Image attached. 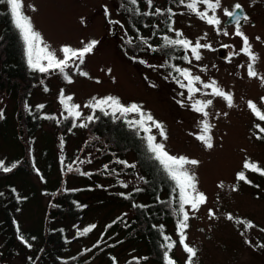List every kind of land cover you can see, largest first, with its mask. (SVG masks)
<instances>
[{"label":"rangeland","instance_id":"obj_1","mask_svg":"<svg viewBox=\"0 0 264 264\" xmlns=\"http://www.w3.org/2000/svg\"><path fill=\"white\" fill-rule=\"evenodd\" d=\"M22 3V11L31 18L35 30L58 58L63 55L59 51L62 45L79 48L82 41L95 39L99 42L80 65V70L87 72L88 76L80 75L75 68L66 69L71 78V82H68L58 70L42 73V77L35 84L33 82L32 94L28 95L30 101L33 104L42 102L44 109H53L59 117L63 114L59 99L62 89L65 95L72 96V101L80 105L82 116L88 113L90 108L84 105L92 97L112 95L125 104L134 102L141 105L145 112L151 113L163 125L166 139L159 136L157 129L152 130L169 154L183 155L200 162L198 165H185L195 174L198 191L207 197L206 203L198 210L185 206L189 213L186 243L197 250L193 264H264V247H260L264 245V231H261L264 229V178L246 171L257 187L236 179V173L242 170L246 158L264 167V144L255 135L257 119L247 107V101L252 100L264 110V103L260 101L264 97V85L259 78L247 75L246 55L240 53L228 59L230 53L239 51L242 39L234 35L235 21L226 24L223 11L224 8L231 10L237 3L244 7V16L248 20L241 19L240 28L258 57L255 69L264 76V0H221V7L217 9V16L221 20L218 26L207 24L189 13L183 5L171 6L168 0H153L154 8H171L176 15L172 16L173 31L159 33V30L154 33L149 26L151 42H158L164 36L175 39V30L183 33L182 38L193 42L207 34L201 43L211 47L199 50V61L188 51L191 64L182 59L185 51L179 47L173 49V53L176 52L174 57L165 52L133 50L123 31L127 21L119 14L117 0H22ZM142 3L148 8L145 0ZM105 8L108 9L107 16ZM225 30L228 35L223 34ZM257 37L260 39L257 40ZM219 46L224 50V58L219 53ZM140 60L146 63H140ZM171 65L189 68L203 82L216 80L220 87L232 93L234 106L228 107L221 97L206 95L210 89H202L194 94V99H212L213 104L205 109L209 113L207 117L195 112L191 108L192 101L188 99L187 90L180 88L173 79L178 74ZM25 81L29 82L28 76H25ZM196 86L201 87L200 83ZM181 92L184 96L179 95ZM18 96L0 88V156L8 163L14 157L23 155V146L27 144L26 136L18 135L20 126L15 110L22 107ZM178 100H183L184 106L177 103ZM202 119H207L213 125L211 135L214 147L211 149L196 139L200 134ZM79 125L71 131H61L43 122L33 135V167L28 171L0 174V190L13 184L22 195L27 196L16 216L22 230L30 232H38L45 224L49 203L58 192L79 188L80 198L88 206L79 223L82 225L72 226L73 221L67 220L70 234H74L71 251L83 245L92 246L103 224L114 215L131 213L118 194L141 182V174L131 153H113L109 156L108 151L104 150V142L97 144L89 129ZM16 129L17 135L14 136ZM118 160L135 167H127ZM120 182L127 184V187ZM54 187L56 190L52 191ZM209 209L214 215H209ZM229 214L233 216L232 220L227 218ZM241 220H250L255 227L245 229ZM87 221L94 222L96 227L88 234L78 235L77 228H83ZM177 237L173 239L174 255L180 261H186L187 253ZM4 238V235H0V264H24L31 250L22 246L19 239L11 237L10 242H5ZM139 247L140 253L146 252L144 245ZM131 248H126L124 257L133 253ZM89 264L104 263H98L95 257ZM145 264H150V261Z\"/></svg>","mask_w":264,"mask_h":264},{"label":"trees","instance_id":"obj_2","mask_svg":"<svg viewBox=\"0 0 264 264\" xmlns=\"http://www.w3.org/2000/svg\"><path fill=\"white\" fill-rule=\"evenodd\" d=\"M117 1L119 2V14L127 21V25L123 26V31L127 34V41L129 39L133 41L132 44H129L133 50H146L152 53L165 52L170 57L176 55V52L173 53V49L177 47L165 46L163 37L158 42L153 43L148 36L151 33L149 26L154 33L159 30V33L168 30L172 18L171 20L168 19L167 12H164L163 15H140L136 14L135 11H127L126 9L138 7L143 13L145 11L154 12L155 8H146L142 0H138L137 5H131L128 0ZM168 2L171 6L181 5L179 0H168ZM140 37L146 38L148 43L143 44ZM148 45H152L156 50L153 51ZM25 76L29 78L28 83L25 81ZM40 77H42L41 72L30 69L28 66L23 41L12 22L10 9L6 5L0 4V88L16 96L19 95L18 101L22 103V107L15 110L20 126L18 135L26 136L27 141L26 146H23V155L14 157L11 163L0 156V161L4 162V166L11 167L13 163L16 164V167L12 168L13 171L10 172L28 171L33 167V135L43 122H47L61 131H71L79 124L87 125L84 128L89 129L88 131L97 144H101V141L104 142L103 145L105 144L104 147L106 148L104 150L108 151L109 156L113 153L120 155L131 153L143 179L139 184L121 191L124 192V195L118 194L120 201L126 204L131 213L121 212L114 215L103 224L92 246H90L91 244L83 245L82 248L75 251L70 250L74 234H70V228L66 223L67 220H72V226L78 225L88 206L80 198L79 188L77 190L76 188H69L58 192L49 203L45 224L38 232H30L22 230L16 216L20 204L27 199V196L22 195L13 184H8L6 190L4 188L0 190L2 193L0 195V235L5 236L4 241L10 242L11 237L19 239L23 235L26 242L19 239L21 245L31 250L27 253L24 264H89L95 257L98 258V263L104 264H128L129 261L132 264H145L146 261H150V264H165L163 252L166 249L161 247L165 241L158 226L163 225L164 235L171 237L170 242H175L173 239L178 238V235H175L174 228H176L177 220L182 218L173 211V209H178V189L174 191V182L168 178L159 162L152 158V153L148 152L147 144L142 139L145 135L143 131L141 130L137 134L136 129L128 126L127 121L138 119L139 116L129 113L126 117L114 118L111 113L105 115L99 109L93 112L90 108L86 115L73 118L68 116L62 105L63 114L59 117L53 109L38 108L37 105H43L42 102L33 104L29 99L28 95L32 94L33 82L35 84ZM105 96L108 95L99 98ZM71 103L74 102L71 101ZM88 115H94L96 118L89 122L85 119ZM119 116L120 114L117 113L116 117ZM65 117L68 118L65 119ZM256 123H261V126H264V122L257 120ZM74 124L76 126H73ZM152 134L156 136L153 130ZM257 134L258 130L255 128V135ZM15 135H17V129ZM257 140L264 144V139ZM157 142L160 141L157 139ZM244 171L248 180L251 181L247 184L257 187L258 185L246 173L250 170ZM250 172L264 178V175L259 172ZM2 173L5 172L0 168V174ZM137 188L141 190L135 191ZM55 190L56 187L52 188V191ZM169 200L171 203H168ZM133 205H144L145 207H134ZM118 217L120 219H117ZM89 225L95 224L92 221H87L83 228H77V233L82 232ZM109 225L111 226L107 227ZM29 244L31 247L28 246ZM138 244L144 245L145 253H140L141 248L140 245L137 246ZM128 246L132 247L133 253L124 257ZM169 255L176 261V264H185V261H180L174 255V249ZM120 257L123 259L120 260ZM133 257L140 259L138 261L133 260Z\"/></svg>","mask_w":264,"mask_h":264},{"label":"snow or ice","instance_id":"obj_3","mask_svg":"<svg viewBox=\"0 0 264 264\" xmlns=\"http://www.w3.org/2000/svg\"><path fill=\"white\" fill-rule=\"evenodd\" d=\"M131 5H137L138 0H128ZM146 4L149 8L153 7V0H145ZM179 3L183 5L189 13L195 14L199 19L205 21L209 25L218 26L221 24V20L217 16V9L221 7V0H179ZM0 4L6 5L10 9L12 22L15 28L18 30L19 35L23 41L25 55L27 57V63L30 69L38 70L41 73H48L50 70H58L61 74H64V78L71 82V78L65 72L66 69L75 68L77 72H79L82 76H88L87 72L80 70V65L85 62V57L87 54L93 52L95 46L99 43L95 39L84 42L82 41V47L74 48L70 45H62L60 48V52L63 54L62 58H58L56 52L52 51L49 46L44 43L41 34L35 30L31 18L26 15L22 8L24 7L22 0H0ZM203 6V8H201ZM31 7V6H30ZM240 4H235L231 10L224 8V14L228 17L234 18L235 20V30L234 35L240 37L242 39V46L240 47L238 52L230 53L228 59H231L232 55H239L243 53L248 58L247 63V75L249 77H256L260 79L262 85H264V76H261L256 71L254 64L258 60V57L254 53L252 49V45L249 41L247 35L243 33L240 28V20H248L247 16H239L236 14V10L240 9ZM33 10H35L33 8ZM127 11H135L136 14L150 16V15H163L164 12L168 13V19L171 20L172 16L176 15L171 8L168 9H160L155 8L154 12L145 11L143 13L140 12V9L137 7L135 9H126ZM211 13V14H209ZM105 14L108 15V9L105 8ZM183 14V13H181ZM113 24H119V21H110ZM168 30L173 31L171 24L168 25ZM219 32L220 29H217ZM224 35H228L229 33L225 30L223 32ZM176 38H170L168 36L163 37L165 46H176L184 49L185 55L182 57L183 60L191 64V59L187 55L188 51L191 52V56L199 61L201 59L200 49L202 48H210L209 44H202L201 40L206 37H199L195 42L182 38L183 33L179 30H175ZM257 40L260 37L256 38ZM140 40L143 44H147V39L144 37H140ZM128 44H132L133 41L129 39L127 41ZM149 48H152L153 51L156 49L152 47V45H148ZM224 47H231L229 45H224ZM133 59H137V57H133ZM42 61H46V63H42ZM140 63H146V61L140 60ZM156 67V66H151ZM160 67H164V65H160ZM173 71L178 74V76L173 77L176 83L182 89H186L188 93V99L192 101L191 108L197 112L202 113L204 117H207L209 113L205 111L210 105L213 104L212 99H194V94L200 93L202 89H210V93H206V95H211L214 97H221L224 101H226L228 107H233V95L231 92L225 91L222 87H220L216 80L212 79L208 82H203L199 75H194L189 68L179 67L175 65H171ZM172 73H169L171 76ZM181 77L183 79H181ZM168 77H165L167 79ZM187 81V83H184ZM200 83L201 87H197L196 84ZM155 86V85H153ZM47 91V88L45 89ZM179 95L184 96V93L181 92ZM60 103L63 105L64 109L67 111L68 116L73 118L81 117L82 113L79 111L80 105L75 103H71L72 96H65L63 89L60 92ZM261 103H264V97L260 98ZM177 103H180L184 106L183 100H178ZM27 107V105H26ZM38 108H43L44 105H37ZM84 107L91 108L93 112L97 109L104 112L105 115L111 113L114 118L126 117L129 113L138 114V119H133L127 121L128 126L130 128L136 129L137 134L142 130L145 134L142 139L147 144L148 152L152 153V158L159 162V165L162 167L163 171L167 174L168 178L174 182L175 189H178V209H173L175 213L181 216V219H178L176 222V231L179 236V244L182 246L183 251L187 253V258L185 264H193L194 257L197 255V250L194 247H191L188 243H186V234L185 230L189 227V213L186 211L185 206H189L191 210H198L201 205L205 204L207 201V197L203 192L198 191L197 189V181L194 173H191L185 165H198L200 162L196 159H190L186 156L180 155L175 156L169 154L163 143L157 142V137L152 134V128H155L159 131V136L164 139L167 138L166 133L164 131L163 125L156 121L154 117L149 112H145L141 105L137 103H129L127 105L123 104L119 97L108 95L102 98L92 97L89 103L84 105ZM247 107L251 111V113L257 118L259 122H264V110L258 107L257 103L248 100ZM119 113L120 116L116 117V114ZM227 115V113H224ZM0 116H2V112H0ZM46 118H54V117H46ZM68 117H65L67 119ZM96 117L94 115H88L85 119L89 122L93 121ZM200 134L196 136V139L203 142V144L211 149L214 147L213 137L211 135L212 127L207 119H202L200 121ZM73 126H76L75 124ZM81 127H86L85 124H80ZM254 127L258 130V134L256 135V139H264V126H261V123H255ZM90 162V161H89ZM120 164H124L127 167H135V165H128L126 161L118 160ZM83 163V161L81 162ZM16 167V164L13 163L11 167L4 166V162L0 161V168L4 172H9L12 168ZM107 168V165H105ZM242 169L250 170L253 172H259L261 175H264V167H261L258 163L253 162L249 159H245L242 165ZM69 170L71 171V166H69ZM241 170L236 173V179L239 181H243L246 183H251L245 175V171ZM83 175H89V173H82ZM141 179H143L141 177ZM123 187H127V184L120 182ZM222 186V184L220 185ZM141 189L137 188L135 191H140ZM235 190V188H233ZM15 191V189H13ZM75 191V190H73ZM2 195V193H0ZM121 195H124L123 193ZM130 195V194H129ZM171 203V200L168 201ZM134 207H145L144 205H133ZM209 215L212 216L214 213L211 209H209ZM229 220L233 219L231 214L227 217ZM117 219H120L119 217ZM115 223V221H113ZM240 223L243 224L245 229L253 228L255 225L250 220H241ZM111 225L107 226L110 227ZM96 225H89L83 229L82 232H78V235H85L94 229ZM154 227H157L154 225ZM161 229V235H163L165 243L161 245L162 248L166 250L163 252V258L165 264H176V261L169 255L172 249L175 246V242H170L171 237L168 235H164L163 233V225L158 226ZM264 231V229H261ZM243 235V233H242ZM21 241H24L23 235L19 237ZM26 242V241H24ZM99 243V242H97ZM246 243H251V241H246ZM31 247V245H28ZM260 247H264V245H260ZM90 251V249H89ZM140 258L133 257V260H139ZM128 264H132L131 261Z\"/></svg>","mask_w":264,"mask_h":264},{"label":"water","instance_id":"obj_4","mask_svg":"<svg viewBox=\"0 0 264 264\" xmlns=\"http://www.w3.org/2000/svg\"><path fill=\"white\" fill-rule=\"evenodd\" d=\"M236 14L239 15V16H242L244 14V9L242 8V6H241L240 9L236 10ZM233 21H235L234 18H231V17H228V16H227V19L225 20L226 23L233 22ZM219 52H220V54L222 56H224V52L222 51L221 48H219Z\"/></svg>","mask_w":264,"mask_h":264}]
</instances>
